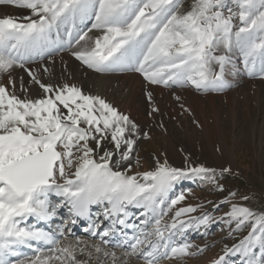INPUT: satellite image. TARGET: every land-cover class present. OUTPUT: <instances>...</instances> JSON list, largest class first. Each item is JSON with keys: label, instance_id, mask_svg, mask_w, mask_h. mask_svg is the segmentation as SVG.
<instances>
[{"label": "snow or ice", "instance_id": "obj_1", "mask_svg": "<svg viewBox=\"0 0 264 264\" xmlns=\"http://www.w3.org/2000/svg\"><path fill=\"white\" fill-rule=\"evenodd\" d=\"M232 2L236 10L228 8L225 15V0H192L184 12L180 11L182 0H0L31 12L25 22L12 16L0 18V73L9 72L17 64L23 67L28 59L43 57L45 52L51 56L65 46L71 47L73 41L77 45L87 43L86 32L73 37L72 29L77 20L94 16L92 27L101 30L102 35L95 38L94 47H81L71 53L88 68L97 72L133 70L151 84L166 87L190 84L198 90H222L228 86L223 73L230 60L227 53L233 49L242 54L250 75L257 62L264 73V0ZM234 19L239 20L238 25ZM61 29L68 37L66 41L60 39ZM221 48L224 54L216 55ZM213 64L219 66V71ZM43 71L49 70L45 67ZM28 75L42 90L40 98H30L22 81L20 90L25 95L18 96L10 75L11 91L0 83V264H11L8 257H19L16 249L30 246L33 241L55 246L50 250L52 254L43 260L38 256L30 261L18 259V264H78L75 249L60 247L55 235L21 226L29 217L51 219L64 202L70 205L71 213L82 218L90 216L91 205L106 202L111 207H105V217L115 216L114 226L126 223L121 216H127L128 205L143 207L145 219L140 235L133 237L134 243L125 240L117 245L130 249L126 256L158 264L169 257L195 255L188 243L173 246V230L178 225L180 229L206 225L209 217L179 220L182 214L196 211L188 206L175 212L171 224H162L168 212L158 209L157 204H163L174 184L189 174H203L215 183V170L203 166L173 168L167 161H157L155 170L136 175H127L131 163L125 171L113 170L132 158L139 138L138 125L101 96L85 94L75 84H46L32 70ZM148 98L151 100V93ZM109 137L114 151L105 150L97 160L94 152ZM89 141L95 142V148ZM117 153L119 159H114ZM74 164V172L66 171ZM137 176L145 183H139ZM217 187L223 190L222 185ZM51 194L62 198L61 203L51 204ZM183 199V195L173 199L168 209ZM226 216L229 224L235 222L236 230L251 225L248 235L227 250L242 253L244 264H264V213L233 204ZM89 231L108 244L106 237L114 234L115 227ZM92 247L97 253L102 251L98 244ZM104 255L111 256L116 264L115 252L105 251ZM223 259L221 256L213 264H222Z\"/></svg>", "mask_w": 264, "mask_h": 264}, {"label": "rangeland", "instance_id": "obj_2", "mask_svg": "<svg viewBox=\"0 0 264 264\" xmlns=\"http://www.w3.org/2000/svg\"><path fill=\"white\" fill-rule=\"evenodd\" d=\"M191 4L192 0H182L180 11H187ZM225 5L223 10L225 15H228V8L236 10L232 0H225ZM4 6H6L5 3H0V13L3 12ZM20 15L14 18L18 22L20 20L25 22L24 17L30 16L31 13L29 15L21 13ZM94 22V19L90 21L89 26L91 28ZM233 22L239 24L238 19H234ZM85 32L88 41H94L97 36L102 35L101 31L94 33L90 29L80 30V34ZM78 46L74 42L69 50H74ZM63 52L68 53L67 50ZM215 54H224V50L218 49ZM227 54L233 59L225 64L224 73H228V70L232 68L229 78L232 79L233 83L227 81L228 86L224 87L220 94L218 91L211 93V90H198L190 84L173 87L163 86L164 104L159 110L153 111L156 104L154 101L149 102L147 111L149 115H154V118H151L145 125H138L139 138L134 146L132 158L128 162H122L119 167L114 166L113 169L125 171L128 163H131V170L127 171V175H136L137 173L155 170L157 161L160 163L167 161L168 166L173 168L189 169L203 166L215 170V183L205 179L203 174L201 176L189 174L174 184L164 198L163 204H157L158 209L163 208L168 212L167 215L163 216L162 224H171L175 212L188 206L195 207L196 211L182 214L178 218L179 220L187 221L189 217L199 218L204 215L209 217L206 225L200 224L198 227L192 226L184 229H180L178 225L177 229L173 230L175 233L172 240L173 246L188 243L192 245L190 251L195 255L169 257L161 259L158 264H213L221 256L224 257L222 264H244L245 258L242 253L229 252L227 249L238 244L247 236L251 230V225L246 224L236 230L235 222L232 224L227 222L226 213L231 210L233 204L248 207L257 214L264 213V73L259 70L260 65L257 62L253 74L250 75L244 66L241 53L238 57L234 51ZM232 63L233 67L227 65ZM18 66V64L14 65L12 70ZM213 68L215 71H219L218 65L213 64ZM128 72L136 73L133 70L121 71V73ZM6 73H0V83L6 80ZM226 78L225 76L223 79L225 81L229 79ZM252 89H257V97L252 96ZM232 92H236V94ZM176 97H180V99L177 100ZM204 122L207 123L211 133H213L214 145L225 144L228 146L229 156L227 158L216 162L203 149L202 130ZM144 133L148 134L147 138L144 137ZM183 134H186L192 142L196 148L195 151L185 150L180 153V151L169 150L167 147L168 137L171 136L180 142L181 148ZM89 144L95 148L94 141H89ZM105 150L114 151L110 137L101 142V147L96 149L93 155L98 160ZM121 150H123V145ZM114 159H119L118 153ZM224 168L231 171L222 173L221 170ZM66 171L74 172L75 164L72 169H66ZM137 180L139 183H145L141 176H137ZM217 185H222L223 190H220ZM232 193L235 195H230ZM181 195L184 196V199L178 201L169 210L168 205L171 201ZM243 197H248V199L245 200ZM49 199L51 204L57 205L62 200L54 194H51ZM106 206L111 207L106 202L105 204L91 205L90 216L82 219L71 213L69 211L70 205L64 202L63 207L56 209L55 215L49 219L47 226L46 223L45 225H41V223L36 225L32 218L23 222L21 226L52 233L60 241V247L71 246L75 249L74 254L78 264H113L112 257L104 255L105 251L116 253L118 257L116 264H146L142 257L126 256L125 252L130 251L127 247L117 246L123 244L125 240L134 243L133 237L140 235V229L143 227L141 221L145 219L144 208L135 204L128 205L126 207L127 216H121L126 220V223L124 225L117 223L114 226L113 221L116 217H105ZM149 215L151 214L149 213ZM222 217L223 219H221ZM73 221L75 222L73 223ZM113 227H115L114 234L106 237L109 240L108 244H104L99 235L94 236L89 231L91 228L92 231L103 232ZM151 227L152 224H149L148 228L151 229ZM66 242H71V244ZM97 244L102 249L99 253L92 247ZM30 245L31 247H19L16 250L20 254L19 257L9 256L8 259L11 264H18V259L30 261L37 256L44 258L52 254L50 250L55 247L42 241L32 242ZM81 249H85V251L81 252ZM256 251L259 255V249ZM89 252H91V256H89ZM55 255L60 254L56 253ZM48 264H59V262L50 261ZM66 264H72V262L68 261Z\"/></svg>", "mask_w": 264, "mask_h": 264}, {"label": "bare ground", "instance_id": "obj_3", "mask_svg": "<svg viewBox=\"0 0 264 264\" xmlns=\"http://www.w3.org/2000/svg\"><path fill=\"white\" fill-rule=\"evenodd\" d=\"M5 4L6 6H4V8L2 9L3 12L0 13V18H3L5 16L16 17L21 13H23V15H29V13H31L29 9L16 7L7 3ZM93 19L95 20L94 16L86 18L83 21L77 20L75 27L72 29L73 37H76L77 34H80V30L84 31L86 29H90V31L94 33H99L101 30L99 31L98 29H95L93 27L91 28L89 26L90 21H92ZM60 39L62 41H66L68 39L63 29H61ZM94 41L87 40V43L83 42L81 45L78 46V48H75L74 50H77L81 47H88V48L94 47ZM64 50H67L68 53L65 54L63 52ZM64 50H62L61 53H59L60 51L54 52L51 56H49L47 52H45L43 57L36 56L34 58L28 59L26 62H24L23 67L18 66L15 67L14 70L10 69L9 72H7L5 75L6 80L3 81L2 83L7 85L9 87V91H11L12 88L11 85H9V75H10L12 79L15 81L16 93L18 96L24 98L25 95V93L20 90L21 81H22L24 88L28 90L27 95L30 98H34V97L40 98L42 90L39 89L38 85L31 82V79L28 75V70H32L37 74V76L41 79V82L43 83L46 84L53 83L57 85H61L63 83H68L70 85L75 84L79 86L82 89V91L86 94L90 93L91 95L101 96L113 107H115L120 113L127 115L130 118V120L135 122L137 125H143V124L145 125L148 123V121L151 120V118H154V115H149L147 111L150 101H154V103L156 104L155 105L156 109L159 110L160 108H162L165 101L163 100L164 85L151 84L144 78V76L140 72L137 71L136 73H129V72L121 73V71L119 70L113 72H97L93 69L88 68L81 61L75 59L71 55L72 51L74 50H69V47L67 46L64 47ZM232 51H234L237 57L240 54L238 49H234ZM227 65H231V67H233L232 66L233 63ZM45 67L48 68L49 70L48 72L43 71ZM230 69L232 70V68ZM230 69L228 70V73L225 72L226 74L225 73H224L225 75L223 74V78L225 76L227 78L230 77L231 75ZM227 81H229V83L230 82L233 83L232 79L230 78L226 80V83ZM209 90H211V93L218 91L220 94L222 92L221 90H215V89H209ZM252 90H253L252 96L257 97V89L255 90L252 89ZM148 93H151V100H149L148 98ZM232 93L236 94V92H232ZM203 124H204L202 130L203 144H204L203 149L206 150L208 154H210L216 162L221 161L223 158H227L229 156L228 146H226L225 144H221L220 146H215L213 142V138H214L213 133H211V130L209 129L207 123L204 122ZM182 136H183L182 137L183 143L181 148L179 146L180 142L176 141L175 138L169 136L168 144H167L168 149L175 152L180 151V153H182L185 150L194 152L196 148L194 147L192 142L188 139L186 134H183ZM31 218L34 220L36 225L39 223H41V225H45L46 223L47 226V223L50 221V220L42 221L36 217H29L25 221H28V219L30 220ZM77 218H82V217H77ZM66 243L71 244V242H66ZM20 247L26 248V247H31V245L30 246L22 245ZM16 250H18V248ZM35 258H32V260ZM40 259L43 260V258ZM48 263L49 262H47V264ZM37 264H39V261H37Z\"/></svg>", "mask_w": 264, "mask_h": 264}]
</instances>
